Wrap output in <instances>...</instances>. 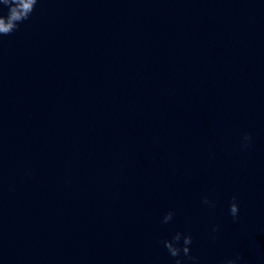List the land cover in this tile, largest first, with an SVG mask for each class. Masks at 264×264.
Listing matches in <instances>:
<instances>
[{"label":"clouds","instance_id":"clouds-1","mask_svg":"<svg viewBox=\"0 0 264 264\" xmlns=\"http://www.w3.org/2000/svg\"><path fill=\"white\" fill-rule=\"evenodd\" d=\"M38 0H0V4L8 8L7 15H0V36H7L16 31L21 23L25 20H28L33 13L35 6ZM252 136L251 134H244L241 141L242 148H248L251 144ZM236 198L233 197V202L230 204L229 211L233 220L238 219L239 206L235 202ZM204 204L212 205V202L209 201L208 197H204ZM174 217V213L169 211L163 217V223L170 222ZM217 229L213 228V232H216ZM182 241V244H181ZM164 247L167 249L168 253L172 257H180L183 253L184 257L188 259H194L190 255V245L192 244L191 235H184L177 232L171 240H165ZM241 257L237 255L234 258L228 259L224 264H238ZM176 264H182L181 259H176Z\"/></svg>","mask_w":264,"mask_h":264}]
</instances>
